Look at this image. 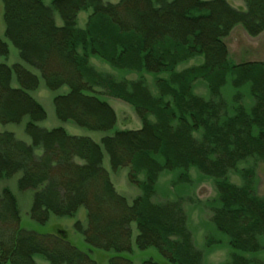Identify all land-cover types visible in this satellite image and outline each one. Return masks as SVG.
<instances>
[{
	"label": "trees",
	"instance_id": "trees-1",
	"mask_svg": "<svg viewBox=\"0 0 264 264\" xmlns=\"http://www.w3.org/2000/svg\"><path fill=\"white\" fill-rule=\"evenodd\" d=\"M2 4L3 36L21 62L0 61V125L24 121L30 142L0 131V181L16 176L18 191H32L28 214L39 228L83 209L84 223L76 220L73 229L86 249L61 229L54 235L23 227L4 186L0 264H36L35 257L95 264V250L108 254L107 264H204L215 247L227 250L222 264H264L257 175L264 164V61L235 63L225 43L236 25L250 36L264 30V0L238 8L227 0ZM80 12H88L82 27ZM6 41L0 38L4 59ZM40 79L50 91L66 89L53 98L57 119L104 133L99 142L38 125L46 118L32 95ZM107 98L130 105L140 128L117 129ZM104 155L112 170L126 168L139 190L130 204L110 181ZM203 181L215 195L200 202L194 189ZM194 208L209 212L203 249L189 224ZM133 246L153 254L134 263Z\"/></svg>",
	"mask_w": 264,
	"mask_h": 264
},
{
	"label": "rangeland",
	"instance_id": "rangeland-1",
	"mask_svg": "<svg viewBox=\"0 0 264 264\" xmlns=\"http://www.w3.org/2000/svg\"><path fill=\"white\" fill-rule=\"evenodd\" d=\"M106 2L116 3L120 0H105ZM233 7H244V0H227ZM45 4H50L51 0H44ZM88 12H80L78 15V25L82 27L85 23ZM56 24L60 25L61 21L57 15H54ZM4 32V22H3V4L0 0V38L5 40L3 36ZM9 47V54L4 59L0 57L1 62H6L7 64H12L14 62H21L18 51L16 48L8 41H6ZM225 43L228 49V54L232 61L235 63L244 62V61H264V30L255 36H250L244 30L241 25H236L230 31L228 36L225 38ZM198 61V60H197ZM195 63L191 61L189 64ZM94 64L99 69H107L105 65L100 62L94 61ZM128 77H133L129 75ZM38 88L32 93L34 98L42 105L46 112V118L44 121L38 123L39 126L45 128H53L57 126L63 127L67 133L77 136H88L95 142H99L101 137L104 135L102 132H92L84 130L71 122H60L56 115L53 106V98L56 94H60L66 91L65 88H62L57 91H50L45 88L43 81L39 80ZM204 86L200 83L196 84V91L203 93ZM107 102L112 107L116 114V128L117 129H139L141 123L136 116L133 108L127 103L122 102L121 100L114 98H107ZM0 131H9L14 134L17 139H22L25 142L29 143L30 140L24 132V121L20 124H7L4 126L0 125ZM103 166L109 174L110 181L112 182L117 193L122 195L126 201L130 204L132 200L138 195L139 190L132 185L127 177L128 170L126 168H119L117 170H112L109 161L106 155L103 158ZM258 175V194L264 196V164H260L257 170ZM16 179L14 176L10 179L0 181V188L7 186L11 189L14 194L17 206L20 214L21 224L25 228H34L38 231L48 234H56V232L61 229L66 233L67 240L80 247L81 249H86L85 244L83 243L82 237L73 229V224L76 220H79L84 223L85 212L83 209H80L75 217L73 218H55L50 217L48 222L41 226L37 227L29 218V209L32 201V191H18L16 187ZM166 178L160 180L161 184V193L163 194L166 185L164 181ZM235 182H238V178L235 176L231 177ZM160 191V190H159ZM194 193L200 202H204L207 199L212 198L215 195V190L213 185L209 181H203L197 185L194 189ZM158 198H161L159 194ZM209 217V212L207 210H202L194 208L190 211V220L189 224L193 231V240L197 248L203 249L204 236L206 233V221ZM204 221V225H203ZM132 240L136 235V230L134 224H132ZM133 253L131 259L134 263H139L142 259L150 257L153 253L152 251H139L133 246ZM151 250V249H150ZM91 258L95 261V264H107V253L102 251L95 250L91 253ZM156 256V254H155ZM228 253L227 250L223 247L220 248H211L208 250L204 256V264H222L227 259ZM36 264H49L40 257L34 258Z\"/></svg>",
	"mask_w": 264,
	"mask_h": 264
}]
</instances>
